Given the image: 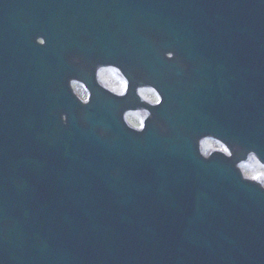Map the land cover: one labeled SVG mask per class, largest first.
I'll return each mask as SVG.
<instances>
[{
	"label": "water",
	"instance_id": "1",
	"mask_svg": "<svg viewBox=\"0 0 264 264\" xmlns=\"http://www.w3.org/2000/svg\"><path fill=\"white\" fill-rule=\"evenodd\" d=\"M87 1L0 0V70L13 67L23 73L7 106H33L32 101L23 99V90L39 91L47 86L43 76L33 80L31 77L39 64L30 62L29 57L41 49L47 50L52 59L51 77L65 63V77L82 80L70 73L72 57L83 59L87 55L102 60L99 57L113 56L112 64L125 66L127 62L119 53L123 44L129 47L131 60L140 59L157 66V70L165 65L160 59L163 55L160 57L157 51L161 48L164 54L167 49L155 40L157 32L165 31L168 20L158 11L159 0H112L114 53L94 47L90 38L81 39L80 33L73 30L86 22L90 12ZM37 37L44 40L41 49L35 44ZM231 57L226 76L211 71L213 62L204 64L200 71L205 82L195 87L191 72H176L177 68L184 71L177 56L172 78L162 74L171 72L167 69L142 79L141 83L153 85L163 97L158 110H154L159 124V129H154L162 133L157 139L147 134L140 142L133 133L126 132L125 138L129 144L146 146L150 139L158 144L157 148L162 146L157 166H133L126 147L119 146L123 143L120 134L115 137L112 133L121 124L118 116L125 104L115 108L113 98L96 90L88 106L70 99L62 109L50 110L51 118L58 123V131H51L49 139L56 152L51 150L49 160L42 157L39 164L35 163L31 180L36 182L41 177L34 194L13 190V172L18 165L10 154L0 152V264H58L74 238H82L81 245H85L83 237L90 231L85 223L86 205L93 203L94 198L105 199L115 213L116 204L135 210L138 202H142L140 217L148 219V210L157 213L155 227L148 230L152 236L137 221L139 217L128 225L124 221L127 216L123 215V227H116L111 214L102 209L95 213H101L102 219L118 230L114 234L118 242L104 241L103 251L112 255L109 264H131L129 246H138L142 238L148 239L149 247L157 251L147 264H264V191L242 181L233 166L241 157L227 163L214 155L205 161L198 155L196 145L206 131L195 130L196 117L211 105L218 116L223 114L226 128L237 125L236 131L232 129L235 141H223L234 149L240 148L243 154L254 151L264 163V84L262 90L255 88L237 55ZM88 81L87 87L93 90V83ZM131 81L127 100L134 99L138 84ZM4 94H0V103ZM62 114L66 116L64 124L59 120ZM41 133L35 130L34 148L42 144L38 143ZM70 211L78 223L60 222ZM88 223L95 225L92 220Z\"/></svg>",
	"mask_w": 264,
	"mask_h": 264
},
{
	"label": "rangeland",
	"instance_id": "2",
	"mask_svg": "<svg viewBox=\"0 0 264 264\" xmlns=\"http://www.w3.org/2000/svg\"><path fill=\"white\" fill-rule=\"evenodd\" d=\"M205 142L206 141L202 142L201 145L203 155L208 154L211 149H218L220 147V145L216 146L211 142ZM240 167L242 168L243 174L245 176H248L249 178L259 179L260 181L262 180V182L260 183H263L264 185V168L259 166L253 158H250L249 162L245 164H240Z\"/></svg>",
	"mask_w": 264,
	"mask_h": 264
},
{
	"label": "bare ground",
	"instance_id": "3",
	"mask_svg": "<svg viewBox=\"0 0 264 264\" xmlns=\"http://www.w3.org/2000/svg\"><path fill=\"white\" fill-rule=\"evenodd\" d=\"M114 76H116V75L114 74Z\"/></svg>",
	"mask_w": 264,
	"mask_h": 264
}]
</instances>
